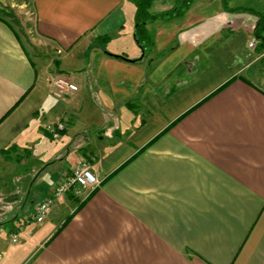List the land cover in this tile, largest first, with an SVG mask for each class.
Here are the masks:
<instances>
[{
	"label": "crops",
	"instance_id": "1",
	"mask_svg": "<svg viewBox=\"0 0 264 264\" xmlns=\"http://www.w3.org/2000/svg\"><path fill=\"white\" fill-rule=\"evenodd\" d=\"M152 3L160 13L174 0ZM20 4L36 49L0 14V152L14 146L0 154V264H264L254 16L193 0L146 25L143 53L132 0ZM55 76L78 91L56 99ZM57 122L54 140L45 127ZM82 160L100 182L93 195L79 208L85 196L56 199L12 243L21 216Z\"/></svg>",
	"mask_w": 264,
	"mask_h": 264
},
{
	"label": "built area",
	"instance_id": "2",
	"mask_svg": "<svg viewBox=\"0 0 264 264\" xmlns=\"http://www.w3.org/2000/svg\"><path fill=\"white\" fill-rule=\"evenodd\" d=\"M256 45L257 40L253 37L249 40L247 47L248 49L253 51ZM50 88L51 94L56 99H63L65 96L74 94L78 91V86L64 76L53 77L50 80ZM64 129L65 125L62 122L49 124L45 127L46 133H48L54 140L60 138V133ZM99 183V180L91 171L89 161H80L71 170L70 174H66L60 179L57 185L52 186L50 196L46 197L34 206L33 215L30 222H35L37 224L43 223L48 214L50 213L56 199L68 193H71L77 198H81L83 196L87 198L90 192H92L95 188L99 186ZM19 231L10 233V239L12 243H17L19 241Z\"/></svg>",
	"mask_w": 264,
	"mask_h": 264
},
{
	"label": "trees",
	"instance_id": "3",
	"mask_svg": "<svg viewBox=\"0 0 264 264\" xmlns=\"http://www.w3.org/2000/svg\"><path fill=\"white\" fill-rule=\"evenodd\" d=\"M132 2L136 8L135 17H134V21H135L134 40L141 49V51L144 53L146 48L152 45L151 39L147 35V31L145 29L146 25L150 23H154L156 21H170L184 16V14L189 10L193 0H174L173 6L169 10L160 13H152L150 11L153 4L152 0H132ZM221 2L223 9L227 13L239 14V13L247 12V10L242 7H235V8L230 7L229 6L230 0H221ZM250 13H252L257 18L253 34H254V38L257 40V46L255 48V52L259 54L262 51H264V14L254 11H251ZM115 57L122 58L120 56H115ZM137 61L138 60L131 62H137ZM231 82L232 81L228 82L226 85H228ZM226 85L220 88V90L226 87ZM13 148L14 146H11L6 150H2L0 154H2L6 160H9L8 156L6 155L9 154V152ZM92 195H93V191L87 196L86 199L78 203V208L81 207ZM60 229L61 227L57 230V232Z\"/></svg>",
	"mask_w": 264,
	"mask_h": 264
},
{
	"label": "rangeland",
	"instance_id": "4",
	"mask_svg": "<svg viewBox=\"0 0 264 264\" xmlns=\"http://www.w3.org/2000/svg\"><path fill=\"white\" fill-rule=\"evenodd\" d=\"M22 1L23 0H0V14L6 15L14 23V25L18 29V32L21 35L22 42L24 46L28 49V51H35L36 46L34 44L36 43V41H34L32 34L30 33L32 31L31 28L33 27V13L29 4H20ZM229 6L232 8H245L247 10L246 13L250 15H253L252 13H250L251 11L264 14V0H230ZM254 20L257 21L256 16H254ZM252 52L255 53V49ZM258 56H260L257 59L258 63L261 64L262 70H264V51L259 53ZM60 179L55 182L54 185H57ZM33 210L34 208L31 210V212H28L21 216L20 222L15 227L16 231L20 230L19 232H21L25 226L30 224H37L35 222H30L32 219ZM27 221L30 223H28Z\"/></svg>",
	"mask_w": 264,
	"mask_h": 264
}]
</instances>
